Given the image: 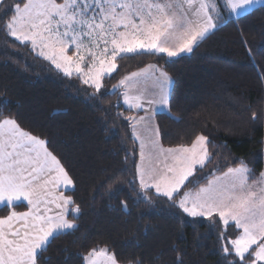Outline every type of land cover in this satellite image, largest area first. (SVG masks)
I'll return each instance as SVG.
<instances>
[{"label":"trees","instance_id":"1","mask_svg":"<svg viewBox=\"0 0 264 264\" xmlns=\"http://www.w3.org/2000/svg\"><path fill=\"white\" fill-rule=\"evenodd\" d=\"M13 3L3 0L0 11ZM219 11V27L191 52L117 58V69L102 78L99 92L76 75L65 76L30 43L0 31V120L15 119L46 141L74 180L65 195L81 209L74 214L77 228L51 239L39 264H83L82 256L97 246H107L118 264L238 260L223 253L226 241L220 239L222 231L234 238L239 232L234 225L225 229L218 216H188L154 189L141 190L133 113L117 88L129 74L157 66L170 78L168 108L154 115L161 145L208 138L211 162L189 178L177 201L184 191H195L241 163L249 169V183L259 180L264 173V4L236 18L223 3ZM10 210L22 212L26 206H3L0 217Z\"/></svg>","mask_w":264,"mask_h":264},{"label":"snow or ice","instance_id":"2","mask_svg":"<svg viewBox=\"0 0 264 264\" xmlns=\"http://www.w3.org/2000/svg\"><path fill=\"white\" fill-rule=\"evenodd\" d=\"M219 3L238 15L237 9L253 0H14L0 11V31L21 44L30 43L33 51L38 50L65 76L76 75L99 92L102 77L117 69V58L123 55L150 52L175 57L191 52L194 43L219 27L215 22L221 15ZM156 70L159 99L147 103L166 107L170 78ZM137 75L126 76L120 86H134L132 78ZM141 99L124 93L129 108H141ZM208 143L204 135L174 148L153 142L163 166L159 159L157 168L138 164L140 188H154L188 216H218L225 229L234 225L239 230L234 238L227 239L226 231L220 235L226 241L223 253L238 258L229 264H264V173L249 183V169L241 163L195 191H184L176 200L186 182L191 183L189 178L211 162ZM144 148L141 141L142 161ZM73 185V178L45 140L22 129L15 119L0 120V206L14 209L16 202L28 206L27 211L10 210L0 217V264H39L51 239L77 228L74 214L81 211L79 205L71 195L58 191ZM82 259L83 264H118L107 246L89 249Z\"/></svg>","mask_w":264,"mask_h":264},{"label":"rangeland","instance_id":"3","mask_svg":"<svg viewBox=\"0 0 264 264\" xmlns=\"http://www.w3.org/2000/svg\"><path fill=\"white\" fill-rule=\"evenodd\" d=\"M263 4H264V0H253L252 4L245 5L243 6V8L237 9V12L239 13L238 15L232 13L230 9H227V8L226 9L229 15L234 16V17H239ZM196 43H194V45ZM169 44H174V41H169ZM37 52L38 50L36 51V53ZM159 54H162V53H159ZM126 55H129V54H126ZM137 73L139 75L132 78V82H134V86L125 87V86H120L119 84L117 88L120 89V92L122 93V103L127 108H129L128 105L124 103V93L125 92H127L130 96L139 95L142 97L141 99L142 107L141 108H129L134 112L130 116V121L132 124L134 138L139 144L140 152H141V141H143L145 144V148H144L145 159L142 161L141 156L139 154L138 164L145 168L147 167L157 168V159H159L160 167H162L164 159L163 157H157V150L153 149L152 143L158 141V144L160 147H163V148H167V147H164L161 145L160 139L156 135L157 127H156L154 115L156 112L166 111L167 106L161 107L158 105H149L147 103L148 100L155 101L159 99V87L156 81H157V78H159L160 73L156 69H146L145 71H142V72L140 71ZM107 75L109 74H106L103 77ZM126 83H130V82H126ZM141 117H144L145 119L140 120ZM137 137H139V139H137ZM149 154H151V161L149 160ZM151 189H154V188H151Z\"/></svg>","mask_w":264,"mask_h":264},{"label":"crops","instance_id":"4","mask_svg":"<svg viewBox=\"0 0 264 264\" xmlns=\"http://www.w3.org/2000/svg\"><path fill=\"white\" fill-rule=\"evenodd\" d=\"M232 17H233V18H236V17H234V16H232ZM214 30H215V29H214ZM214 30H213V31H214ZM213 31H212V32H213ZM210 33H211V32H210ZM210 33H209V34H210ZM209 34H207L206 37H207ZM206 37H205V38H206ZM203 39H204V38H203ZM203 39H202V40H203ZM202 40H199V41L194 45V47H195L200 41H202ZM194 47H193V48H194ZM186 53H188V52H185V53L179 54V55H177V56H175V57H171V58H176V57H179V56H181V55H183V54H186ZM162 54H163V53H162ZM165 55H166V54H165ZM149 66H150V65H149ZM146 69H153V68H150V67L147 66V67H145V68H143V69H140V70H138V71H136V72H133V73H137V72H140V71L142 72V71H145ZM156 69H160V68H158V67L156 66ZM160 70H161V69H160ZM131 74H132V73H131ZM131 74H129L128 76H131ZM168 90L170 91V83H169V85H168ZM121 94H122V93H121ZM123 105H124V104H123ZM124 106H125V105H124ZM126 108H127V107H126ZM167 108H168V105H167ZM127 109H129V108H127ZM129 110L132 111L131 109H129ZM132 113H134V112L132 111ZM156 113H158V112H156ZM156 113H155V114H156ZM132 130H133V129H132ZM69 189H71V188H68V189H66V190H65L64 188H60V189H58V191L65 192V191H67V190H69ZM64 194H65V193H64ZM16 204H17V205H18V204H24V205L26 206V210H25V211L28 210V206H27V203H26V202H23V203H21V202H16ZM1 207H3V206H0V208H1ZM55 211H56V210H55V208H54V206H53V214L55 213ZM22 212H24V211H22ZM18 226H19V225H18Z\"/></svg>","mask_w":264,"mask_h":264}]
</instances>
